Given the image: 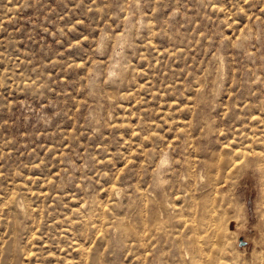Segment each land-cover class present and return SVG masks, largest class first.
Here are the masks:
<instances>
[{"label":"rangeland","instance_id":"1","mask_svg":"<svg viewBox=\"0 0 264 264\" xmlns=\"http://www.w3.org/2000/svg\"><path fill=\"white\" fill-rule=\"evenodd\" d=\"M0 264H264V0H0Z\"/></svg>","mask_w":264,"mask_h":264}]
</instances>
